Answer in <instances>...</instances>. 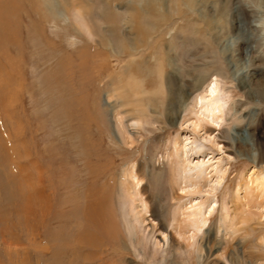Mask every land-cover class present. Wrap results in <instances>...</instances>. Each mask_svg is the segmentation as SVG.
I'll return each instance as SVG.
<instances>
[{
    "label": "rangeland",
    "instance_id": "obj_1",
    "mask_svg": "<svg viewBox=\"0 0 264 264\" xmlns=\"http://www.w3.org/2000/svg\"><path fill=\"white\" fill-rule=\"evenodd\" d=\"M130 7L153 24L142 25L147 37L152 36L148 39L155 46L153 50L160 44L168 47L176 42L177 54L172 57L177 73L169 79V90L155 96L165 101L172 92L175 104L170 124L162 120L150 122L153 124L148 121L140 128L126 121L119 125L114 112L106 107L102 84L95 81L94 63L90 61L103 38L113 44L107 45L111 50L105 55L107 60V55L114 57L112 70L118 71L122 64L135 59L139 63L140 58L115 52L130 27L125 24ZM180 30H184L185 37L178 33ZM140 52L146 53L138 47L133 54ZM82 59L86 64L81 67ZM137 74L149 91L157 89V81L150 80L154 73L149 76L140 67ZM0 77V143L10 137L7 115L12 113L16 124L12 127H20L17 136L11 138L27 141L33 173L37 166L45 171L46 191L52 194L45 213L46 248L40 250L41 263L249 264L246 256L251 251L257 252L261 258L258 263L264 264V193L254 190L255 177L264 180V0H0ZM194 80H198L196 87ZM212 80L218 83L213 98L222 107V121L216 127L209 125L215 130L212 143L201 132L195 136V147H202L199 160L219 161L225 174L212 197L213 213L199 235L204 238H197L200 251L196 245L177 247L176 242L181 241L172 236V219L180 203L176 196L181 195L175 185L176 156L171 159L167 154L179 135L191 133L183 123L193 119L190 110ZM165 104L161 111L157 109L159 113H163ZM128 136L133 144L126 140ZM71 143L78 144L84 153L88 173L81 170ZM99 143L103 153L113 160L108 161L113 169L110 173L107 168L111 163H105L106 174L94 186L110 184L109 206L116 227L108 236L102 227L104 231L94 235L93 247L77 246V235L87 229L83 209L91 181L94 184L91 179L95 173L90 172ZM20 152L23 149L15 154ZM18 160L23 157L17 156ZM5 161L8 157L0 159V231L10 225L13 216L7 209L9 197L5 192L13 188L5 178ZM132 166L143 170L151 211L165 236L151 234L149 221L142 226L135 220L125 193V173ZM211 176L215 180L217 175ZM207 189L201 187L202 192L191 199H204ZM74 199L82 203L81 210L73 207ZM55 237L63 242L56 260ZM65 241L69 245L65 246ZM0 264H6L5 260Z\"/></svg>",
    "mask_w": 264,
    "mask_h": 264
},
{
    "label": "bare ground",
    "instance_id": "obj_2",
    "mask_svg": "<svg viewBox=\"0 0 264 264\" xmlns=\"http://www.w3.org/2000/svg\"><path fill=\"white\" fill-rule=\"evenodd\" d=\"M127 13L129 14V17L127 18L125 24L130 27L125 32L126 34L124 40L121 41V43L119 42L120 43L119 50L115 52L124 53L126 56L133 55V58L135 57L140 58V60L138 61L139 63L137 64L135 59V61H131V63L125 62L124 64H122L120 70L118 71L112 70L110 68V62H111V58L114 57L107 55L106 57H109V59L107 60L105 58V55L106 52L111 50V48L107 45L113 46V44L112 41L110 43L109 39L103 38L99 42V47L96 48L97 51L95 52L94 50L92 52V53L95 52L96 54L91 56V61L89 60L90 62L94 63L93 65L95 70V81L102 84L101 91L104 92L105 97L107 99L106 107L109 108L112 111V113L114 112L115 114L114 116H116L119 125L122 126L123 122L126 121L129 124L131 123L130 125H132L133 128L134 127L140 128V126H142L143 123H148V121L149 123L150 122L162 123L163 122L162 120H164L166 124H170L171 120L174 118L173 116L174 110H172L171 107L172 105L175 104V100L171 95L172 92L170 91L167 94L165 101L157 100L155 96L159 92L160 93L165 92L166 88L169 90L170 86L168 88L167 85L169 79L171 77L172 80L174 73H177V69L174 64V57H172L173 54H177V49H176L177 46H175L176 42L175 44L174 43L172 45L170 44V46L168 47L166 45L163 46L162 44H160L156 46L157 49L153 50L152 48L155 46L154 44L151 43V40L148 39L149 37L151 39L152 36L147 37V31L144 28H142L143 24L149 26L152 23L150 24L149 22H147L146 18L144 16L141 17L142 14L137 12V10L134 8L129 9ZM143 17L145 18V20L140 19ZM153 27L154 26H152V29ZM178 33H180V35H182L183 37H185L186 35L184 30H180ZM147 40H149L150 42ZM183 41L185 40H182V42ZM138 47H143L147 54L144 52L133 54L134 50ZM79 50H80V55L82 56L83 54L81 53V49ZM82 60L80 63L81 67L83 65L85 66L86 64L85 63L86 59H82ZM167 60H169L170 62ZM166 62H169V64ZM146 64L149 66L148 69H146ZM140 67L143 68L145 71H147V73H149V76L151 73L155 74V76L151 75L153 78H151L150 80L154 79L157 81L156 84L155 81L153 80L154 83L158 85V87L156 86L157 89H155L154 91L153 90L149 91L145 87V81H143L144 79L142 81L138 79L137 70ZM168 68L170 70H168ZM0 82H2L1 77H0ZM146 82L148 83V81ZM196 83H198V80H194V87H196L195 85ZM217 91H218L217 80H212L207 85V88L206 90H204V93H202L203 95L198 96L196 98L194 106H192V109L190 110L189 113L190 116H193V119L192 120L186 119L183 123V125L184 124L186 125L185 127L191 128L192 138H191V133L189 134V136L187 134L183 136L179 135V137L175 139L173 142V148L167 154L171 159L173 156H176L175 158L177 159V162H175V164L177 165L178 168V174L176 173L177 177L175 178V185H177V189L179 190L181 195V196L179 195L176 196V199L179 200L180 203H178L176 209L177 213L173 216L172 219V233H173L172 236L174 237L176 236L177 239L181 241V243L176 242L178 244L177 247L183 246L184 248L187 249L190 247H194L196 245L198 246L197 247L198 250L201 251L202 247L200 245V242L197 244V238L200 240L204 238V237L199 238V235L206 228V225L208 224L209 221V217L213 213L214 210L213 207L215 202L213 200L214 198L212 197L214 195V192L216 191L217 186L221 184L224 178L225 169L219 168L218 166L219 161L212 162V159L210 158L207 160V162L205 161L204 158H202V160H199V155H201L202 147L201 145L195 147L196 145L195 136L196 135L199 136L201 132L204 133V135L207 138V141L212 143L214 139L212 137V134L215 130L211 128L209 125L216 127L219 126L220 121H222V116H223L222 107L219 104V102L213 98ZM164 104L166 105L165 106L166 108L164 109L163 113L162 112L159 113L157 109L161 111V106ZM6 108L8 110V107ZM97 115H98V108H97ZM162 116L163 119H161ZM12 117H13L12 113H9L7 115L8 120H10L9 128L11 129L10 132L12 134L9 132L10 137L6 138L7 140L3 141L4 144L6 145L0 143V155L3 158L8 157L9 160V161H5V164L3 163V167L6 173L5 178L7 179V183L9 185L12 184V186L11 185L10 186L13 189L12 191L9 190L5 193L6 194L8 193V197H9L8 206H7V209H9L8 213L9 215L13 214L14 217L11 215L12 218H9L10 225L8 227H6V222L8 221V219H6L4 223L5 225L4 227L6 228L3 231H0V238H1L0 263L1 260L3 259L5 260L6 264H43L44 262L41 263L40 261V250L42 247L46 248V246L43 245L44 237H45V227H46L44 224L46 218L45 213L47 214V211L51 206L50 197L52 196V194L51 193L49 194L46 191L45 180L43 177L45 176V171L41 167L37 166L36 174L33 173L31 152L28 151L27 141L22 137L21 139L17 137L16 138L14 137V139L11 138L13 134L17 136V129L20 127L17 126V129L15 127H12L14 125L13 124L14 122L12 121ZM154 117L157 120L156 119L154 120L153 119ZM97 120L98 119L96 117L95 123H96V128L98 129ZM61 127L63 128L62 125ZM62 128H61V133L64 132L63 130L64 128L63 129ZM19 130L21 131V129ZM102 134H103L102 131H100L99 135L100 137H102V141H104L103 136H101ZM66 138H68V136ZM126 140L130 141L131 144H133L134 142L133 139L129 136L126 137ZM6 142L9 143V146L7 145ZM71 144H73L72 151L74 156L76 157L80 165L83 167L81 170L83 171V173L84 171L85 173H88V171L85 169L86 164L83 161L84 153L82 154L78 144L77 146L74 145V143ZM21 149H23V153L20 152L16 155L15 152L17 153ZM95 151L97 153L95 155L96 162L95 164L92 163L93 168L91 169L92 171L90 172L91 174L95 173L94 174L95 176L91 179L93 180L94 184L91 181V185L85 195L86 205L85 208L83 209L84 212L83 218L87 223L86 225L87 229L82 234L77 235L74 241V243L77 244V246L84 245V246L93 247V245L95 244L94 240H96L94 239V235L97 234L99 230L100 231L103 230L102 227L105 228L106 230L105 233L107 236L111 235L112 228L116 227V226L114 227L113 225L112 219L114 217L111 219L112 217L110 211L111 206H109L111 193L110 190L108 189L110 187V184L108 185L103 184L100 187L94 186V185L98 186L97 184L99 182H102L103 177L106 174L104 171V168L105 167L107 168V166H105V163L113 160H110L107 154H104L105 152L103 151L102 143L98 144ZM17 156L23 157V160L16 161ZM3 158L0 159L2 160ZM195 158L198 159L194 162ZM108 163L109 164L111 163V165L107 168L108 171H110L111 173L113 169L111 166L113 164L112 162H108ZM1 170L2 168L0 169V171ZM172 171H174V167L172 168ZM211 173L217 175L215 177V180L211 179L212 178ZM125 178L127 180L125 193L127 194L130 200V204L132 206V211L135 216L136 222H138L140 225L143 226L144 223L149 221L148 226H150L151 228L150 229L151 234L154 232L155 233L159 232L162 233V236H165L164 232L162 231L163 226H161L160 223L155 222L157 218L155 219L154 217L153 214L154 211L153 210L151 211L152 201L147 196V190L145 186V176L142 168L137 169V167L132 166L131 169H129L128 172L125 173ZM254 183H255V187L253 186L254 190H257L260 195L261 194L263 195L264 180H262L259 176H257L255 177ZM205 186L208 188L207 189L208 191H207V196L204 199H200V200H196L194 198L191 199V197L200 194L202 192L201 187H205ZM78 201L79 199H74L72 201V203L74 204L73 207L81 210L82 203ZM113 220L115 221L116 219ZM146 227L147 226H144V228ZM115 236L117 237V235ZM119 236L120 235H118V237ZM55 239H56V244L58 245L56 246V244L54 243L56 253L54 252L53 256L55 257L56 260L59 258L60 248H61L60 244L63 245V242L62 241L59 242L56 237ZM45 241L47 243V239ZM64 244L65 246L69 245V242L65 241ZM95 248L96 247L94 246V249ZM99 254H97V256ZM246 259H250L251 262L249 264H259L258 261L261 260L257 252H251V251L247 252Z\"/></svg>",
    "mask_w": 264,
    "mask_h": 264
}]
</instances>
